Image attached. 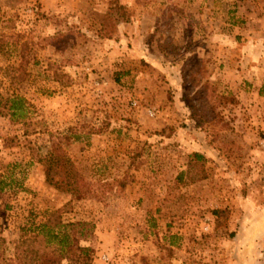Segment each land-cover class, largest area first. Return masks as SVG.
<instances>
[{
	"label": "rangeland",
	"instance_id": "obj_1",
	"mask_svg": "<svg viewBox=\"0 0 264 264\" xmlns=\"http://www.w3.org/2000/svg\"><path fill=\"white\" fill-rule=\"evenodd\" d=\"M116 1L0 0V264L56 250L49 229L90 264H264V234L235 240L264 209V131L245 135L226 88L248 62L247 0H124L129 23H102ZM54 144L79 195L46 181ZM202 162L207 184L189 182Z\"/></svg>",
	"mask_w": 264,
	"mask_h": 264
},
{
	"label": "crops",
	"instance_id": "obj_2",
	"mask_svg": "<svg viewBox=\"0 0 264 264\" xmlns=\"http://www.w3.org/2000/svg\"><path fill=\"white\" fill-rule=\"evenodd\" d=\"M198 2V7L205 8L206 7V1L205 0H196ZM120 3L124 6H127L126 1L120 0ZM244 3V1H242ZM241 3V4H242ZM217 5V3H214ZM247 7L250 8L252 11H250L247 19V24L251 26V30L247 34V43L246 45L250 46L249 54H247L248 62L244 67H242L241 70L235 71L236 74H238V79L240 82L237 84H228L226 88L228 91L231 92V94L234 95L235 99L237 100V106L239 108V112L242 113L241 115L244 116V120L247 122L248 125H250L249 129L246 131V136L258 135V132L260 134L261 131H264V15H263V8H264V0H247ZM128 7V6H127ZM124 24V23H122ZM127 25V24H126ZM263 36V38H260ZM241 79H246L247 83L241 84ZM176 82H170L168 87L170 88L173 93L172 99L174 100V103L176 105H179L180 100L178 98V88L179 85L177 80H174ZM234 82V81H233ZM243 85V87L241 86ZM240 134H235V136H238ZM264 136V132H263ZM203 148V149H202ZM201 149L206 152L212 151V149H209L208 147H201ZM197 154H201V157H204V152L200 150H193ZM246 151L251 152L252 151V144L248 143L246 145ZM214 152L217 154V149H214ZM203 155V156H202ZM220 162V161H219ZM217 164V162H216ZM222 165V163L220 162ZM188 164L186 165V169H188L190 177L194 174H191L192 165ZM246 165H249V163H246ZM204 175H200L198 178H190L189 182H203V184H207V171H206V164L202 162ZM254 167V164H252ZM219 205V204H218ZM222 209V207L217 208ZM218 211V214H220V210ZM215 211V212H216ZM254 212L251 210H246L245 214L248 217L247 221L241 222L240 228H239V234L235 237V240L239 245L244 243L246 241L247 247L252 246L251 243H255L256 239H260V236L264 234V209L259 210L258 212ZM244 214V217H245ZM210 217H214V215H209ZM208 217V216H206ZM217 217V215H215ZM253 219V223L249 225V218ZM261 220V221H258ZM244 236H246V240H244ZM264 240V238H263Z\"/></svg>",
	"mask_w": 264,
	"mask_h": 264
},
{
	"label": "trees",
	"instance_id": "obj_3",
	"mask_svg": "<svg viewBox=\"0 0 264 264\" xmlns=\"http://www.w3.org/2000/svg\"><path fill=\"white\" fill-rule=\"evenodd\" d=\"M127 7L123 4H119V0L114 3V6L109 7L106 16L102 20V23L105 21L112 20L113 24L117 23H129V15L126 13ZM112 34V33H111ZM111 34L107 36L111 37ZM1 49V48H0ZM20 100L16 99L9 100L10 106L8 109L12 112L11 117L17 116V113L21 112L22 106L19 103ZM65 141L68 142L69 138H65ZM198 162L202 157L195 153L193 154L192 159ZM44 164L46 165L45 177L46 181L57 190H66L69 194L79 195L81 188L84 185L85 181L83 177L78 173L77 169L74 167L68 155L61 148L60 144H54L52 153H50L45 159ZM63 172L62 178L60 180H53L51 173L59 174ZM204 175L203 166L200 165V175ZM199 177V176H198ZM197 177V178H198ZM58 212H56L57 215ZM218 213V211H216ZM61 224L59 223L58 226ZM70 225V224H69ZM83 225V223H77L75 225H70L71 227ZM42 228H47L46 224L42 225ZM47 238L49 243L55 242L58 246L56 250L50 253H45L39 255L34 259L32 264H61L62 261H68L70 264H90L92 261L93 255L92 251L87 247H82L77 244V241L73 240L69 244V237L65 233L53 232L52 230H47ZM51 239V240H50ZM76 243V244H75ZM71 254V259L67 258V255Z\"/></svg>",
	"mask_w": 264,
	"mask_h": 264
},
{
	"label": "built area",
	"instance_id": "obj_4",
	"mask_svg": "<svg viewBox=\"0 0 264 264\" xmlns=\"http://www.w3.org/2000/svg\"><path fill=\"white\" fill-rule=\"evenodd\" d=\"M131 104H132V106H136V102L135 101L131 102Z\"/></svg>",
	"mask_w": 264,
	"mask_h": 264
}]
</instances>
